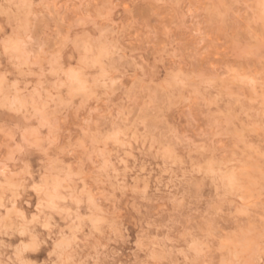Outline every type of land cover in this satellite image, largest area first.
<instances>
[{"label": "rangeland", "instance_id": "374dc122", "mask_svg": "<svg viewBox=\"0 0 264 264\" xmlns=\"http://www.w3.org/2000/svg\"><path fill=\"white\" fill-rule=\"evenodd\" d=\"M0 264H264V0H0Z\"/></svg>", "mask_w": 264, "mask_h": 264}, {"label": "bare ground", "instance_id": "6f19581e", "mask_svg": "<svg viewBox=\"0 0 264 264\" xmlns=\"http://www.w3.org/2000/svg\"><path fill=\"white\" fill-rule=\"evenodd\" d=\"M247 40V39H246Z\"/></svg>", "mask_w": 264, "mask_h": 264}]
</instances>
